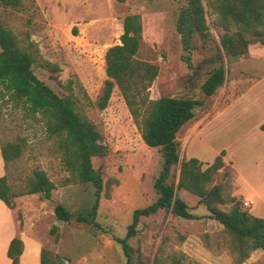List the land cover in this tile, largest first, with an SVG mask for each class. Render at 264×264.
<instances>
[{
	"label": "rangeland",
	"instance_id": "obj_1",
	"mask_svg": "<svg viewBox=\"0 0 264 264\" xmlns=\"http://www.w3.org/2000/svg\"><path fill=\"white\" fill-rule=\"evenodd\" d=\"M187 2L23 0L18 9L0 6V21L20 36L28 32L40 56L59 65L60 83L51 79L47 70L34 65L40 80L59 95L68 93L62 85L67 79L76 80L73 93L78 109L95 125L107 146V154L95 160L102 166L103 181L97 224L77 221L76 217L88 215L93 205L94 186L65 169L55 138L45 134L40 121L23 107L0 100V141L15 142L20 149L5 171L8 182L17 191L24 185V178L38 168L55 184L49 199L38 193L25 194L19 200L21 205L15 202L13 209L0 201V262L1 247L14 231L13 210L20 226L23 218L29 221L33 234L51 252L56 264L126 263L113 236L123 237L133 211L156 199L153 183L162 164L160 150L144 143L116 85L106 107L96 106L107 78L104 53L120 42L123 18L130 13H138L142 24L136 58L158 65L149 88L150 98L174 94L203 100L176 134L179 161L169 180L176 185L181 160L194 156L205 167L224 151V166L213 179V183L224 185L226 202L220 207L228 210L235 198L253 215L264 217V130L259 127L264 123V45L251 43L247 54L232 60L223 56L225 81L212 95H204L201 83L212 66L207 59L223 29L202 0L211 40L209 46L202 47V39L194 34L189 67L182 59L183 44L176 28ZM2 168L5 170L4 164ZM253 186L256 193H252ZM175 193L195 217H179L166 209L140 216L135 234L128 239L133 257L139 256L148 264H154L155 257L164 264H238L222 224L198 204L196 195L176 187ZM58 203L71 212L69 220L56 217L54 206ZM240 264H264V250L251 251Z\"/></svg>",
	"mask_w": 264,
	"mask_h": 264
},
{
	"label": "trees",
	"instance_id": "obj_2",
	"mask_svg": "<svg viewBox=\"0 0 264 264\" xmlns=\"http://www.w3.org/2000/svg\"><path fill=\"white\" fill-rule=\"evenodd\" d=\"M205 1L216 14V22L223 29L219 33V43L214 44L213 52L207 59L212 65L211 69L201 83L203 94L210 96L225 81L223 56L232 60L247 54L251 43L259 42L264 45V0ZM22 3L23 0H0L2 8L18 9ZM205 13L202 0H188L178 17L176 28L183 44L182 59L189 67L194 34L197 33L202 39V47L209 46L207 42L211 40ZM122 27L120 42L109 46L104 53L107 78L96 100V106L100 109L106 107L116 85L142 140L150 147H157L162 156L161 169L153 183L156 199L133 211L123 237L113 236L120 245L125 264H148L139 256L133 257L132 247L128 242L129 237L136 232L140 216L166 209L179 217H195L187 203L176 195L175 187L196 195L198 204H203L209 216L222 224L229 236V247L235 262L240 264L251 251L264 250V217L253 215L235 198L231 199L232 204L228 210L220 207L226 202L224 185L213 183V179L224 166V151L216 155L212 162L206 163L205 167L194 156L181 160L176 185L173 179L169 180L172 168L179 161L176 134L194 116L195 106H201L203 100L174 94L150 98L149 88L158 74V65L135 56L142 36L140 15H125ZM34 65L47 70L50 78L60 83L59 65L40 56L29 33L25 32L20 36L0 21V100L23 107L25 112L40 121L45 134L55 138L65 169L81 182H91L95 188V200L88 215H78L76 220L97 224L95 215L103 191V181L102 166L100 163L96 165L95 160L107 154V146L102 143L95 125L78 109V98L73 93L76 80L67 79L62 85L68 93L59 95L35 75ZM78 86L82 88L81 85ZM83 93L87 97L84 89ZM259 127L264 130V123ZM19 152L17 143L0 141L5 171L9 162L19 156ZM54 188V182L44 170L38 168L24 178V185L17 191L8 182L7 173L0 176V200L11 209L15 207L17 196L38 193L40 197L49 199ZM105 194L108 195V185ZM54 213L62 220H69L71 217V212L61 203L54 206ZM22 248L20 238L13 237L10 240L7 256L11 259V264H19ZM40 262L56 264L51 258V252L44 247L41 249ZM154 264L164 262L155 257Z\"/></svg>",
	"mask_w": 264,
	"mask_h": 264
},
{
	"label": "crops",
	"instance_id": "obj_3",
	"mask_svg": "<svg viewBox=\"0 0 264 264\" xmlns=\"http://www.w3.org/2000/svg\"><path fill=\"white\" fill-rule=\"evenodd\" d=\"M0 162H1V153H0ZM2 164L3 163H0V176L5 174V170H3L2 168ZM251 189H252V193L257 192L254 186ZM20 198L21 196H17L15 198V202L17 205L18 204L21 205L19 203ZM11 213L15 220L14 221V231L13 233L9 234V236L4 241L1 247L2 260L0 264H11V259L7 256V248H8L10 240L13 237L20 238L23 243L22 252L19 255V264H41L40 262L41 248H42L41 240L35 234H33L32 227L27 219L23 218V223L20 226V221L15 218L13 214V210ZM0 219H3V216L1 214H0Z\"/></svg>",
	"mask_w": 264,
	"mask_h": 264
}]
</instances>
